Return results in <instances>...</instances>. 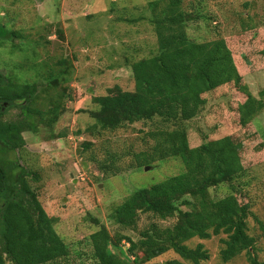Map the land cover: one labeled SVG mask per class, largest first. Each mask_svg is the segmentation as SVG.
<instances>
[{
    "label": "rangeland",
    "instance_id": "1",
    "mask_svg": "<svg viewBox=\"0 0 264 264\" xmlns=\"http://www.w3.org/2000/svg\"><path fill=\"white\" fill-rule=\"evenodd\" d=\"M153 1L0 0V23L22 35L0 46V73L15 81L36 82L45 108L58 98L65 108L52 128L24 131L25 146L18 155L10 156L18 157L25 168L37 173L31 184L70 249L69 259L62 264H100L91 235L102 225L112 237L137 239L151 222L164 226L176 222L142 213L134 230L120 227L111 217L114 207L134 191L185 171L179 157L149 165L144 162L143 154L153 153L151 133L172 130L173 125L156 119L99 137L89 131L95 123L91 113L98 109L94 98L109 94L115 87L133 91L132 63L158 51L155 27L149 22L153 16L149 4ZM182 7L190 17L189 38L195 42L224 39L241 82L254 97L264 99V0H183ZM49 77L57 78L58 84H52ZM204 97L207 103L201 114L186 123L189 144L198 147L205 139L226 136L235 141L247 171L242 179L245 186L234 192L231 185L221 184L209 192L214 200L235 193L241 203L250 205V235L256 238L255 255L264 262V237L256 221H264V110L249 125L242 126L239 107L248 96L235 84ZM20 117L21 111L12 108L4 120ZM88 142L92 146L85 150L83 144ZM182 209L188 210L184 206ZM225 238V234L210 239L196 237L187 245L204 246L210 260L203 264H249L246 253L228 263L222 261ZM129 246L124 240L116 252L133 261ZM173 260L192 264L174 251L139 264Z\"/></svg>",
    "mask_w": 264,
    "mask_h": 264
},
{
    "label": "trees",
    "instance_id": "2",
    "mask_svg": "<svg viewBox=\"0 0 264 264\" xmlns=\"http://www.w3.org/2000/svg\"><path fill=\"white\" fill-rule=\"evenodd\" d=\"M149 22L155 27L158 51L132 63L135 89L115 87L109 94L94 98L98 109L89 131L96 137L116 132L140 122L160 119L173 129L151 133L153 153L143 154L146 165L169 157H179L185 171L150 187L134 191L114 207L111 217L120 227L137 229L140 214L159 220L176 219L171 226L151 222L137 239L127 235L112 237L104 225L91 235L95 257L100 264H139L174 251L192 264L210 260L203 245L190 248L193 238L210 239L225 234L221 259L228 263L246 253L249 264H264L256 253V238L250 235L248 203L235 193L214 200L210 189L231 185L234 192L245 186L247 171L232 137L204 140L198 147L189 144L186 123L197 118L206 106L204 95L235 84L248 99L240 105V124L247 126L264 110V99H257L243 84L233 53L224 39L195 42L187 33L188 14L183 0H155ZM22 38L20 32L0 23V46ZM60 64H65L61 61ZM57 85V78H47ZM264 97V90L261 92ZM47 108L36 82H19L0 73V264H62L70 249L55 228L33 188L37 173L25 168L18 157L25 146L23 132L52 128L64 112L60 98ZM43 105L44 107L40 106ZM12 108L21 111L16 121H5ZM85 150L91 143L83 144ZM143 166V165H141ZM140 166V167H141ZM238 181V182H236ZM187 207L184 211L182 207ZM264 237V221L256 219ZM127 241L133 261L116 252ZM142 254V257L139 254ZM167 264H181L178 260Z\"/></svg>",
    "mask_w": 264,
    "mask_h": 264
},
{
    "label": "water",
    "instance_id": "3",
    "mask_svg": "<svg viewBox=\"0 0 264 264\" xmlns=\"http://www.w3.org/2000/svg\"><path fill=\"white\" fill-rule=\"evenodd\" d=\"M146 170H149V167H146Z\"/></svg>",
    "mask_w": 264,
    "mask_h": 264
},
{
    "label": "flooded vegetation",
    "instance_id": "4",
    "mask_svg": "<svg viewBox=\"0 0 264 264\" xmlns=\"http://www.w3.org/2000/svg\"><path fill=\"white\" fill-rule=\"evenodd\" d=\"M4 25V24H3ZM5 26V25H4ZM6 27V26H5Z\"/></svg>",
    "mask_w": 264,
    "mask_h": 264
}]
</instances>
